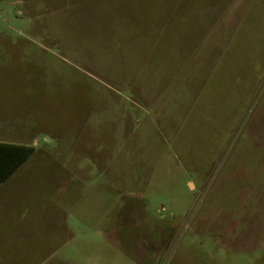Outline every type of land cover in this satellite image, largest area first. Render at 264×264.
I'll list each match as a JSON object with an SVG mask.
<instances>
[{
  "label": "rangeland",
  "instance_id": "374dc122",
  "mask_svg": "<svg viewBox=\"0 0 264 264\" xmlns=\"http://www.w3.org/2000/svg\"><path fill=\"white\" fill-rule=\"evenodd\" d=\"M0 110V264H264V0H0Z\"/></svg>",
  "mask_w": 264,
  "mask_h": 264
},
{
  "label": "trees",
  "instance_id": "16d2710c",
  "mask_svg": "<svg viewBox=\"0 0 264 264\" xmlns=\"http://www.w3.org/2000/svg\"><path fill=\"white\" fill-rule=\"evenodd\" d=\"M29 145L0 143V185L5 182L34 152Z\"/></svg>",
  "mask_w": 264,
  "mask_h": 264
},
{
  "label": "crops",
  "instance_id": "0c3cea01",
  "mask_svg": "<svg viewBox=\"0 0 264 264\" xmlns=\"http://www.w3.org/2000/svg\"><path fill=\"white\" fill-rule=\"evenodd\" d=\"M9 115L10 113L8 112L6 113V115H4L2 111L0 110V143L15 144V145H28L24 141L27 138V134H25L24 129L19 130L16 127V123L12 120L11 117H9ZM18 169L5 182H3L0 185V193L2 189H4L8 185V183L13 179ZM3 201H4V196L1 195L0 196V207L4 203Z\"/></svg>",
  "mask_w": 264,
  "mask_h": 264
}]
</instances>
